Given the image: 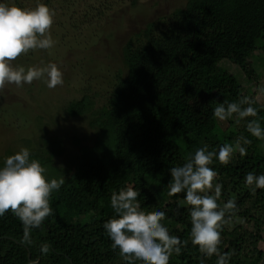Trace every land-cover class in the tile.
I'll use <instances>...</instances> for the list:
<instances>
[{"label": "trees", "instance_id": "1", "mask_svg": "<svg viewBox=\"0 0 264 264\" xmlns=\"http://www.w3.org/2000/svg\"><path fill=\"white\" fill-rule=\"evenodd\" d=\"M16 5L23 7V0ZM261 46L264 0H188L185 9L135 32L123 47L125 74L117 77L103 106L93 113L94 101L85 96L67 109L72 116L92 112L89 126L95 139L93 145L81 147L83 156L60 189L51 193L52 214L30 231V243L23 240V226L10 209L0 215V264H126L103 228L114 215L111 194L126 186L139 192L141 210L165 212L161 223L181 240L180 253L173 252L168 264H216V254L202 255L191 243L189 206H180L183 192L169 195V169L183 165L205 144L218 151L220 145L244 137L251 141L244 144L241 139L246 155L234 151L228 163L214 158L210 165L217 172L214 183L222 185L218 205L232 199L238 209L226 213L217 247L226 254L227 264H260L264 189L252 192L244 176L249 171L264 173V139L246 130L252 119L264 128V108L220 63L229 61L257 83L251 58ZM224 76L236 87L238 103L248 97L257 108L256 117L239 122L228 118L226 131L217 127L213 113L205 116L187 100L198 81ZM51 142L54 152L61 148L57 140ZM42 244L49 245L43 254Z\"/></svg>", "mask_w": 264, "mask_h": 264}, {"label": "rangeland", "instance_id": "2", "mask_svg": "<svg viewBox=\"0 0 264 264\" xmlns=\"http://www.w3.org/2000/svg\"><path fill=\"white\" fill-rule=\"evenodd\" d=\"M5 2L16 4V0ZM43 2L23 0L22 8H33ZM187 2L136 0L135 5L132 0L50 2L47 6L54 15L48 31L54 45L48 49H31L10 63L14 68L23 66L25 69L55 63L62 72L63 84L48 88L46 77H42L21 86L6 82L0 89V167L6 157L27 148L30 159H37L45 168L46 179L65 180L75 161L83 156L81 147L94 143L95 131L89 126L92 112L103 106L117 77L125 74L123 47L126 42L149 22L185 9ZM251 61L257 83L246 79L227 60L220 65L246 85L264 108V95L259 93V89L264 88V46L253 54ZM85 96L94 101L92 112L83 116L69 115L70 104ZM187 100L205 116H210L219 103H238L237 89L228 76L200 80L188 93ZM214 120L223 131L230 126L227 119L221 121L214 117ZM233 120H237L236 116ZM233 128L232 125L230 129ZM55 140L61 144L56 152L51 147V141ZM126 180L132 184L130 177Z\"/></svg>", "mask_w": 264, "mask_h": 264}, {"label": "clouds", "instance_id": "3", "mask_svg": "<svg viewBox=\"0 0 264 264\" xmlns=\"http://www.w3.org/2000/svg\"><path fill=\"white\" fill-rule=\"evenodd\" d=\"M54 11L46 4L37 3L33 8H22L0 0V89L5 83L17 86L30 84L34 79L46 77L48 88L63 84L62 72L55 63L43 67H12L11 61L31 49H48L54 45L48 31L53 23ZM264 95V88L259 89ZM247 104L246 107H241ZM248 97L237 102H222L213 109V116L221 121L236 115L237 122L245 117H256L257 108ZM246 130L257 139H264V128L259 120L247 121ZM251 143L246 137L237 138L235 144L224 143L218 151L209 150L205 144L198 147L181 166L169 169V195L184 193L180 206H189L191 243L198 246L205 256L217 255L216 264H227L226 254L219 253L221 228L227 222L226 213L238 211L235 200L229 199L220 207L222 185L215 182L217 172L210 165L215 158L222 164L229 162L234 151L246 155L241 144ZM45 168L37 159H30V151L21 148L5 158L0 167V215L11 210L23 226V240L30 243V231L39 228L53 212L50 195L59 190L64 179H46ZM244 183L252 192L264 189V173L249 171ZM139 192L126 186L113 192L110 205L114 215L103 228L111 241V247L119 250L122 261L133 264H168L173 252L181 251L179 237L170 235L161 223L165 212L146 213L137 200ZM230 218V217H228ZM240 219V218H238ZM242 223V219L240 220ZM49 250L48 244L40 246L41 253ZM35 264V262H33Z\"/></svg>", "mask_w": 264, "mask_h": 264}, {"label": "water", "instance_id": "4", "mask_svg": "<svg viewBox=\"0 0 264 264\" xmlns=\"http://www.w3.org/2000/svg\"><path fill=\"white\" fill-rule=\"evenodd\" d=\"M30 255V254H29ZM203 255V254H202ZM260 264H264V257H263V259H262V261H261V263Z\"/></svg>", "mask_w": 264, "mask_h": 264}]
</instances>
